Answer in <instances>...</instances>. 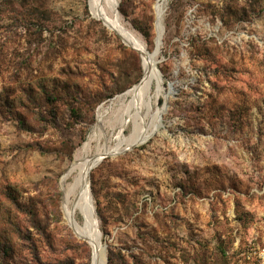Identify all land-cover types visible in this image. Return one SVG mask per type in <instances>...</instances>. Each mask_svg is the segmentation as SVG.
<instances>
[{
    "label": "rangeland",
    "instance_id": "rangeland-1",
    "mask_svg": "<svg viewBox=\"0 0 264 264\" xmlns=\"http://www.w3.org/2000/svg\"><path fill=\"white\" fill-rule=\"evenodd\" d=\"M157 3L118 0L151 54ZM137 51L87 0H0V263L91 264L61 179L141 81ZM156 63L161 130L90 174L107 258L264 264V0H171Z\"/></svg>",
    "mask_w": 264,
    "mask_h": 264
},
{
    "label": "bare ground",
    "instance_id": "bare-ground-1",
    "mask_svg": "<svg viewBox=\"0 0 264 264\" xmlns=\"http://www.w3.org/2000/svg\"><path fill=\"white\" fill-rule=\"evenodd\" d=\"M170 1L158 0L156 5V50L151 54L144 41L123 23L118 13V0H87L92 16L137 49L143 59L141 81L113 99L106 109L99 110L97 123L88 141L61 179L63 212L67 224L80 240L90 246L91 264H106L107 256L92 196L89 189L85 188L88 176L105 157H117L125 151L148 143L163 126L162 119L168 109L170 93L163 95L166 103L160 107L157 103L162 96L163 88L156 87L153 90V85L154 80L157 81L156 58L162 45L165 10ZM109 114H113L115 119L112 130L119 128L115 136H108L104 127V119ZM129 125L132 126V133L123 139L122 134ZM93 143H96L97 147L94 153H90Z\"/></svg>",
    "mask_w": 264,
    "mask_h": 264
},
{
    "label": "trees",
    "instance_id": "trees-1",
    "mask_svg": "<svg viewBox=\"0 0 264 264\" xmlns=\"http://www.w3.org/2000/svg\"><path fill=\"white\" fill-rule=\"evenodd\" d=\"M19 235L21 236V233H19ZM124 259H119L118 254L116 255L115 253H113V250L110 249L109 253H108V264H123ZM0 264H4V263H0Z\"/></svg>",
    "mask_w": 264,
    "mask_h": 264
},
{
    "label": "water",
    "instance_id": "water-1",
    "mask_svg": "<svg viewBox=\"0 0 264 264\" xmlns=\"http://www.w3.org/2000/svg\"><path fill=\"white\" fill-rule=\"evenodd\" d=\"M118 8H119V4H118ZM119 13V12H118ZM120 36V35H119ZM121 37V36H120ZM122 38V37H121ZM123 40V39H122ZM124 41V40H123ZM125 42V41H124ZM126 43V42H125ZM127 44V43H126ZM128 46H130L129 44H127ZM134 49V48H133ZM138 52V51H137ZM106 159V157L104 158V160ZM98 165L95 167L97 168ZM85 188L89 189L90 191V194L92 196V192H91V183H90V175L88 176L87 180H86V183H85ZM92 200H93V196H92ZM93 208H94V211H95V214H96V218H97V223L99 222L98 221V217H97V213H96V210H95V207H94V204H93ZM100 229V228H99ZM101 233V231H100ZM101 237H102V233H101ZM107 262H108V258H107Z\"/></svg>",
    "mask_w": 264,
    "mask_h": 264
}]
</instances>
